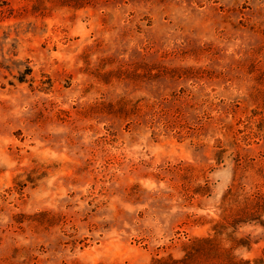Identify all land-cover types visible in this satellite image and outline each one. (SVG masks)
I'll use <instances>...</instances> for the list:
<instances>
[{"label":"rangeland","instance_id":"obj_1","mask_svg":"<svg viewBox=\"0 0 264 264\" xmlns=\"http://www.w3.org/2000/svg\"><path fill=\"white\" fill-rule=\"evenodd\" d=\"M207 238L264 264V0H0V264Z\"/></svg>","mask_w":264,"mask_h":264},{"label":"trees","instance_id":"obj_2","mask_svg":"<svg viewBox=\"0 0 264 264\" xmlns=\"http://www.w3.org/2000/svg\"><path fill=\"white\" fill-rule=\"evenodd\" d=\"M219 227V226H218ZM224 227L221 225L219 229ZM219 234V233H218ZM235 241V240H233ZM239 247L247 246L244 242L237 243ZM185 256L180 260L171 258L155 260L153 264H250L249 261L237 260L233 256L232 249H224L212 239H196L190 242L184 249ZM259 259L255 264H262Z\"/></svg>","mask_w":264,"mask_h":264}]
</instances>
